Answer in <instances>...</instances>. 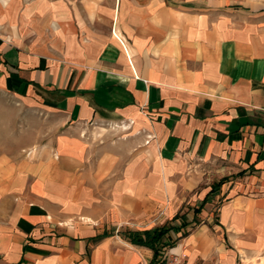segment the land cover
I'll list each match as a JSON object with an SVG mask.
<instances>
[{"label":"crops","instance_id":"0c3cea01","mask_svg":"<svg viewBox=\"0 0 264 264\" xmlns=\"http://www.w3.org/2000/svg\"><path fill=\"white\" fill-rule=\"evenodd\" d=\"M216 6L0 0V130L61 131L0 146V264H149L122 232L183 223L166 252L264 264V6Z\"/></svg>","mask_w":264,"mask_h":264},{"label":"rangeland","instance_id":"374dc122","mask_svg":"<svg viewBox=\"0 0 264 264\" xmlns=\"http://www.w3.org/2000/svg\"><path fill=\"white\" fill-rule=\"evenodd\" d=\"M27 2H30L32 0H25ZM168 2V6L173 9L177 10H183V11H195L199 14L203 13L205 10L208 9H215L213 8L214 5H218L217 9H233V10H249V7L258 8L264 6V0H166ZM62 3V2H57ZM116 34H118L116 32ZM7 108L10 110V115L3 121L4 125L1 127L3 134L0 135V146L3 145V147L7 146V149L10 152H13L16 149L17 142L20 139V137H23L24 139V146H29L31 142H33V139L31 135L35 132L36 134L42 133L44 135L43 141L46 143L48 138H50L52 135L51 133H57L61 132L58 130H53V127L55 125L56 120L49 119L48 116L42 115L41 113H33L29 112L27 110L20 109V112H17V108L13 103L9 102V104H6ZM2 106L4 108L5 105H2L0 103V110L2 109ZM6 108V107H5ZM0 121H2L0 119ZM1 123V122H0ZM98 127H103L98 125ZM215 190H212V193H215ZM212 197L209 199L212 208V217L215 218L216 214V208L218 207V204L222 201V199L218 198L216 200H213ZM207 202V201H206ZM205 205V204H204ZM207 205L202 207V210L198 213L199 216L197 219H200V217H204V212H208ZM200 210V208H199ZM193 214H196L193 212ZM194 221V220H193ZM196 222V221H195ZM165 227H171V225L165 224L162 225ZM161 227V226H160ZM173 233V232H172ZM161 244L168 245L166 246V250H169L175 246V240L171 237V232L168 233L161 241ZM153 253V252H152Z\"/></svg>","mask_w":264,"mask_h":264},{"label":"trees","instance_id":"16d2710c","mask_svg":"<svg viewBox=\"0 0 264 264\" xmlns=\"http://www.w3.org/2000/svg\"><path fill=\"white\" fill-rule=\"evenodd\" d=\"M215 188L216 186H214L213 189ZM194 212L198 213L199 209H195ZM185 227H187V223H183L179 228ZM179 228L174 226L168 228L165 226H159L142 231L127 230L122 232V236L133 245L150 249L153 252V255L149 264H156L158 257L166 251L165 248L168 246L161 244L162 239L170 232L176 233Z\"/></svg>","mask_w":264,"mask_h":264},{"label":"built area","instance_id":"2783aa9c","mask_svg":"<svg viewBox=\"0 0 264 264\" xmlns=\"http://www.w3.org/2000/svg\"><path fill=\"white\" fill-rule=\"evenodd\" d=\"M156 264H201L199 262L188 263L182 256L178 253H168L164 252L160 255L156 261Z\"/></svg>","mask_w":264,"mask_h":264}]
</instances>
